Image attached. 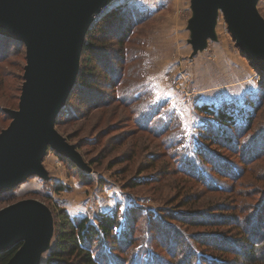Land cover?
Returning <instances> with one entry per match:
<instances>
[{
  "label": "rangeland",
  "instance_id": "374dc122",
  "mask_svg": "<svg viewBox=\"0 0 264 264\" xmlns=\"http://www.w3.org/2000/svg\"><path fill=\"white\" fill-rule=\"evenodd\" d=\"M118 4L127 5L134 26L124 42L109 36L98 43L95 53L102 52L106 64L95 60L101 98L90 91L76 94L55 124L87 167L49 148L42 161L48 177L29 176L14 187L12 198L0 201V208L34 198L53 215L64 208L72 217L95 222L99 215L115 214L116 244L93 245L104 264H186L187 255L198 251L189 236L203 231L190 226V220L225 206L246 215L261 210L263 73L237 47L221 11L213 35L195 49L193 0H111L96 19ZM256 6L264 21V0ZM26 62L24 51L0 62L6 77L0 81L2 105L14 102ZM206 107L243 109L251 120L245 124L239 118L227 144ZM9 124L0 117V130ZM213 134L219 135L217 144ZM220 229L234 240L235 231ZM122 232L132 238L118 244ZM171 236L182 241L179 251L178 244L170 243L169 249L162 245ZM53 240L51 235L39 264H44ZM195 259L193 264H199Z\"/></svg>",
  "mask_w": 264,
  "mask_h": 264
},
{
  "label": "water",
  "instance_id": "95a60500",
  "mask_svg": "<svg viewBox=\"0 0 264 264\" xmlns=\"http://www.w3.org/2000/svg\"><path fill=\"white\" fill-rule=\"evenodd\" d=\"M111 0H0V33L25 43L26 65L18 108L0 132V195L32 175L48 177V148L87 163L55 127L74 86L85 36ZM257 0H193L192 43L213 35L221 11L240 51L264 71V21ZM53 233L49 207L34 198L0 208V252L22 242L6 264H39Z\"/></svg>",
  "mask_w": 264,
  "mask_h": 264
},
{
  "label": "trees",
  "instance_id": "16d2710c",
  "mask_svg": "<svg viewBox=\"0 0 264 264\" xmlns=\"http://www.w3.org/2000/svg\"><path fill=\"white\" fill-rule=\"evenodd\" d=\"M127 12V5L118 4L110 8L100 20L97 19L89 28L81 52L77 77L64 106L72 101L76 94L83 95L87 91L94 92L93 98H101L100 96L103 94V91L99 89L100 81L94 76L96 67L95 60L103 67H106V64L102 52L98 54L95 52L98 50V45H100L98 43L103 42L105 37H114L118 44L124 42L134 26L132 19L128 18ZM120 23L122 26L117 31L114 29L113 34V28ZM19 51H24L26 54L24 42L15 37L0 33V62L4 63L12 54ZM92 62L93 65L90 66ZM250 63L252 64L251 61ZM256 68L259 72L263 73L262 85H264V71L260 70L257 66ZM4 77L5 75L3 76L0 73V81L3 83ZM105 78L106 75L104 76ZM23 82L24 77L22 75L21 83L23 84ZM21 83L18 87L17 96L13 97L14 102L12 104L2 105L0 103V117L9 123L12 118L5 109L12 107L18 108L19 104L17 105V103H19L22 89ZM14 88L17 89L15 86ZM257 104L258 102L256 101ZM251 105L248 106L249 109H252L253 104ZM205 109L210 110L213 113L211 115L216 116L218 132L227 141V144H230L234 138L233 131H229L233 127L238 129L239 124L237 122L239 118H244L243 122L245 124H249L251 120L249 119L251 115L247 111H243V109H238L235 112L234 108L231 107L217 111L209 107ZM57 120L56 125L58 124ZM213 135H211L212 137L210 135L208 136L212 138L215 144L221 141L219 135ZM61 158L65 159L66 157L61 156ZM78 170L79 175L85 177L86 173L80 169ZM14 189L12 188L1 194L0 201L5 198H12L15 195ZM62 189L63 186L57 187V190ZM261 199L262 201L259 206L261 210L258 212L252 210L251 214L248 213L246 215L240 213L241 211L235 212L233 209L225 206L217 211H210L204 217L198 216L197 219L190 220L192 222L190 226L200 228L203 231L189 236L188 239L191 246L198 251L194 254L187 255L186 264H193L196 261L195 258H197V263L199 264H264V194L261 196ZM51 214L53 218L52 235L54 242L49 248L44 264H104V261H101L102 259L94 253L93 245L101 241L105 242L110 240L113 244H116V237L113 233L118 224V217L115 214L105 213L99 215L95 219V222L90 221L88 217H72L64 208L58 209L54 215L51 211ZM172 218L177 219V217ZM244 219H246L245 222ZM178 220L182 222L181 219ZM220 228H230L232 232L235 231L236 236H233L234 240L231 241L229 238L222 236V233L218 232L221 230ZM120 237L123 239L121 242ZM131 238L130 233L122 232L119 236L118 244L123 241L127 242ZM176 241L177 239L171 236L169 241H165L169 244L162 245L169 249L172 247L171 244L174 243V246L178 244L175 249L179 251L182 241L180 243ZM21 244L22 242L17 243L13 247L0 252V264H6ZM186 248H189V244L186 245ZM121 250L123 251V248Z\"/></svg>",
  "mask_w": 264,
  "mask_h": 264
}]
</instances>
